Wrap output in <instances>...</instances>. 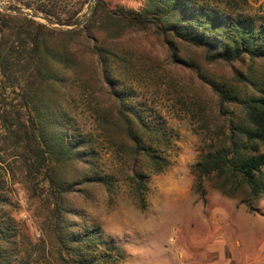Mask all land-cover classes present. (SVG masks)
<instances>
[{
    "label": "trees",
    "instance_id": "trees-1",
    "mask_svg": "<svg viewBox=\"0 0 264 264\" xmlns=\"http://www.w3.org/2000/svg\"><path fill=\"white\" fill-rule=\"evenodd\" d=\"M90 2L0 0L7 9L50 24L0 10V264H119L123 259L99 227L78 222L83 211L70 208L72 195L88 201L97 189L114 184L96 168L92 136L79 133L70 115L86 93L107 96L98 128L129 153L134 165L144 161L155 174L169 166L160 152L169 133L113 79L118 41L133 33L152 36L173 63L198 76L200 65L178 56L180 47L198 52L208 64L264 62V19L226 16L203 0H136L133 8L94 0L90 17L72 29L86 19ZM213 87L230 128L195 170L201 178L214 176L225 196L242 190L239 204L255 213L264 195V89L245 96L232 87ZM141 178L133 171L140 202L146 190ZM16 185L34 207L36 242L12 214Z\"/></svg>",
    "mask_w": 264,
    "mask_h": 264
},
{
    "label": "rangeland",
    "instance_id": "rangeland-1",
    "mask_svg": "<svg viewBox=\"0 0 264 264\" xmlns=\"http://www.w3.org/2000/svg\"><path fill=\"white\" fill-rule=\"evenodd\" d=\"M110 1L128 8L137 5L136 0ZM202 3L226 16L264 19V0ZM116 48L112 69L117 88L167 130L169 142L160 152L169 166L155 174L144 161L134 165L129 153L98 128L107 96L97 90L79 97L70 112L75 129L92 136L96 168L112 177L114 184L97 189L88 201L71 196V210L84 212L78 222L101 229L104 240L122 252L119 264H264V195L255 205L257 212L249 213L239 204L245 196L242 190L225 196L214 176L201 178L195 170L200 157L230 128V116L219 113L213 85L258 95L257 90L264 89V62L208 64L198 52L180 47L178 56L200 65L198 76L173 63L152 36L133 33L118 41ZM234 112L237 121L238 111ZM133 171L142 176L146 189L141 191V202L131 180ZM14 190L17 209L12 214L24 222L36 242L40 235L34 207L21 187Z\"/></svg>",
    "mask_w": 264,
    "mask_h": 264
},
{
    "label": "water",
    "instance_id": "water-1",
    "mask_svg": "<svg viewBox=\"0 0 264 264\" xmlns=\"http://www.w3.org/2000/svg\"><path fill=\"white\" fill-rule=\"evenodd\" d=\"M93 5H94V0H91L90 7H89V10L87 12L86 19H81L78 23H76L74 25V27H72V29H78L79 27H81L85 23V21L90 17V15L92 13ZM0 10L1 11H8V12L11 11V12H13L15 14L28 15L29 17H33L34 19H37V20H39V21H41V22H43V23H45L47 25H50L47 20H45V19H43L41 17H38V16H32L28 12H25V11H22V10H10V9H7V8L3 7L1 4H0ZM55 27L58 28V29H62V28L57 27V26H55Z\"/></svg>",
    "mask_w": 264,
    "mask_h": 264
}]
</instances>
